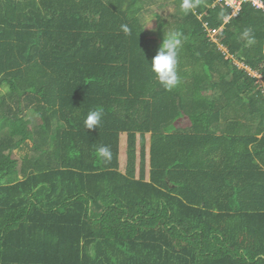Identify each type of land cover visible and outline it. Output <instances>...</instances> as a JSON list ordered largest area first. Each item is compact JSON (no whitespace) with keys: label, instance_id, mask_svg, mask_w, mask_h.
Returning a JSON list of instances; mask_svg holds the SVG:
<instances>
[{"label":"trees","instance_id":"obj_1","mask_svg":"<svg viewBox=\"0 0 264 264\" xmlns=\"http://www.w3.org/2000/svg\"><path fill=\"white\" fill-rule=\"evenodd\" d=\"M181 2L0 0V264H264V8Z\"/></svg>","mask_w":264,"mask_h":264},{"label":"clouds","instance_id":"obj_2","mask_svg":"<svg viewBox=\"0 0 264 264\" xmlns=\"http://www.w3.org/2000/svg\"><path fill=\"white\" fill-rule=\"evenodd\" d=\"M199 0H182L180 4L181 11L187 14L198 6ZM125 33L129 32L127 26L122 25ZM241 39L245 41V46H252L255 38L252 35L251 28H245L241 33ZM182 45V35L179 31H169L164 35L163 42L160 45L156 55L151 59L150 71L155 75L158 82L166 89L172 90L180 83L176 68L178 63V49ZM102 109L92 110L84 120L85 127L93 130L101 123ZM98 153L101 158L110 160L112 153L107 146L100 147Z\"/></svg>","mask_w":264,"mask_h":264},{"label":"rangeland","instance_id":"obj_3","mask_svg":"<svg viewBox=\"0 0 264 264\" xmlns=\"http://www.w3.org/2000/svg\"><path fill=\"white\" fill-rule=\"evenodd\" d=\"M155 3L150 4L151 7L150 9H152V11L157 12L158 14H160L161 18H165L167 23H168V27L169 28H174L175 26V16H174V8L171 5V0L167 1V3L163 6L162 3L164 0H154ZM161 4V6H160ZM157 22H158V18L152 14L151 12H147L144 14L143 17V23L146 29V32L148 33V35L150 36H155V29L157 26ZM236 64L238 66H242L241 63L236 62ZM254 74V73H253ZM258 81H260V76L257 75ZM25 116L28 117H34V114L29 111V110H25Z\"/></svg>","mask_w":264,"mask_h":264},{"label":"built area","instance_id":"obj_4","mask_svg":"<svg viewBox=\"0 0 264 264\" xmlns=\"http://www.w3.org/2000/svg\"><path fill=\"white\" fill-rule=\"evenodd\" d=\"M252 2H253V4H258L257 3V0H252ZM227 3L229 4V5H234V4H237V3H240V0H228L227 1ZM258 6V5H257ZM237 9H238V7H237ZM237 11V10H236ZM233 13H236L235 11L233 12ZM207 31H208V34L210 35V37L212 38V40L213 41H215V39H214V35H215V33H216V29H214V28H207ZM250 73L252 74V75H255V73L254 72H251L250 71ZM254 73V74H253ZM260 83L261 84H263L261 81H260ZM263 89H264V84H263Z\"/></svg>","mask_w":264,"mask_h":264},{"label":"crops","instance_id":"obj_5","mask_svg":"<svg viewBox=\"0 0 264 264\" xmlns=\"http://www.w3.org/2000/svg\"><path fill=\"white\" fill-rule=\"evenodd\" d=\"M227 1H228V0H225L226 3H227ZM257 3H258V4H257L258 6L264 8V6H263V5L261 4V2H259L258 0H257ZM227 4H228V3H227ZM239 5H240V3L234 4V5H232V6L230 5V6L232 7V11H233V12H234V11L237 12L238 9H239ZM237 7H238V9H237ZM236 10H237V11H236ZM223 49H224V48H223Z\"/></svg>","mask_w":264,"mask_h":264}]
</instances>
